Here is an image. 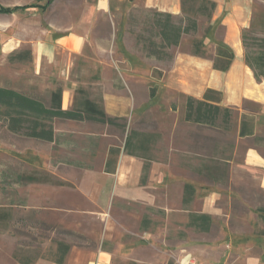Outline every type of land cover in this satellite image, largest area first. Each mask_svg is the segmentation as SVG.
I'll list each match as a JSON object with an SVG mask.
<instances>
[{
  "label": "rangeland",
  "instance_id": "374dc122",
  "mask_svg": "<svg viewBox=\"0 0 264 264\" xmlns=\"http://www.w3.org/2000/svg\"><path fill=\"white\" fill-rule=\"evenodd\" d=\"M13 1L0 0L4 2L3 5ZM86 1L92 2L55 0L45 11L34 10L25 15L33 20L28 30L16 31L11 27L9 18L1 20L0 44L15 36L21 40L22 47L5 57L1 55L0 47V84L13 85L22 90H29L27 86L34 85L31 87L33 91L28 92L45 102L50 89L57 87L74 89L76 97L95 99L102 97V92L105 95L112 92L111 88L115 89L116 94L132 93L128 115L118 118V123H128L130 127L163 135L162 141L153 145L152 153L159 160L168 161L170 168L186 165L185 168L189 170L191 167L206 166L215 176L212 179L205 173L193 174L189 171L173 176L194 183L197 191L194 203L189 206L190 210L204 209L203 200L215 196L214 204L208 207L215 213L210 232L200 234L191 230V237H200L206 244L215 245L213 249L217 251L213 257L219 259L220 256L221 260L216 263L199 258L200 263L250 264L252 257V264H264V234H261L264 232V217L258 211L264 208V190L259 185L260 173L243 166L245 152L252 143L251 139H241L237 135L234 127L237 110L233 111L228 131H212L194 124H185L181 108L171 109L172 104L181 105L184 97L178 90L165 86L168 80L163 76L171 65L169 56L177 52L192 53L194 40L203 41L202 57L211 60L215 46L219 43L226 45L228 17L238 19L240 33L251 28L248 32L252 38L248 39L250 42L253 38L264 37V0H215L216 7L211 17L197 14V31L183 35L178 46L161 49L164 52L162 60L147 55L146 46L149 42L153 40L159 43L160 38L152 23L154 9L145 7L143 0H115L117 9L110 13H96L88 24L75 27L78 26L80 12ZM60 27H71L83 33L85 44L81 53L71 55L70 64L65 66V70H68L67 78L55 76L45 79V68H39V61L33 62L31 46L37 47L42 40L54 38L60 33L55 32L54 28ZM27 52H30V57ZM11 55L14 59L10 58ZM18 56L23 59L17 60L20 58ZM109 64H115L116 69L110 68ZM34 68L35 75L32 77ZM111 70L114 72V85L110 84ZM98 72L108 75V78H100ZM128 72L133 73L134 77H129ZM124 81L130 91L124 88ZM153 87L156 93L152 97ZM100 103L104 106L102 98ZM241 109L257 116L260 132L264 134V104L248 100L241 105ZM68 128L73 131L70 133L73 143L71 150L66 152L53 151L52 147L41 141L8 137L0 128V207L11 208L13 215L10 221L0 223V264H20L22 260H32L41 253L53 250L57 240L79 248L95 249L103 235L104 219L109 215L115 224H129L130 231L134 232L138 230L141 214L148 215V210L131 203L125 208L112 209L108 216H102L97 205L81 191L82 169L77 166L73 167L72 186L26 181L14 184L19 173H46L51 176L47 164L51 154L71 155L74 159H81L100 169V161L108 147L121 145L126 134V127L121 129L116 125L95 121L74 122ZM177 131L187 135L185 143L176 142ZM193 135H199L201 139L195 141L193 137L189 140ZM212 140L216 145L214 153ZM5 143H8V147ZM92 144L95 145L94 149L91 148ZM168 147H172L173 151L169 152ZM181 148L187 149V152L178 150ZM58 171L59 176L64 174L61 168ZM51 178L57 177L53 174ZM114 189L115 185L110 183L104 191L113 190L114 194ZM155 219L158 223L157 231L174 229L173 225L165 224L160 217ZM117 229L118 225L115 228L118 233ZM175 230L180 229L175 227Z\"/></svg>",
  "mask_w": 264,
  "mask_h": 264
},
{
  "label": "crops",
  "instance_id": "0c3cea01",
  "mask_svg": "<svg viewBox=\"0 0 264 264\" xmlns=\"http://www.w3.org/2000/svg\"><path fill=\"white\" fill-rule=\"evenodd\" d=\"M35 1L36 0L21 2L19 0H14L11 3H5L7 5L4 6L25 5ZM54 2L55 0L44 10L39 7H28L11 13H0V21L9 18L10 25H12L11 27L14 28V30H28L30 26L33 25V20L32 18L29 19V17H25V15L34 12V10L45 11L48 7H51ZM143 2L144 6L147 8L170 12L175 15L181 13L180 0H143ZM2 3L4 2H0L1 5H3ZM113 9H117L115 0L86 1L80 12L81 17L79 23L77 22L78 26H74L82 27L90 22L94 14L110 13ZM237 20L233 17H228L226 20L228 25V33L225 40L226 46L234 52V58L227 70L221 71L215 69L213 67V57L211 60H208L202 57L203 55L177 52L170 59L171 65L169 69L163 74L166 80H168H165L166 82L164 81V85L172 90H178L183 95L184 99L181 101V105L176 106L172 104L171 109L180 110L181 108V117L185 124H194L199 128L210 129L212 131L216 129L220 131L223 130L222 128L219 129L210 126L209 124L206 125L184 120L185 97L190 96L202 100L207 89H213L219 92V94L216 93L219 99L207 98L205 102L207 101L219 106L232 108L234 111L237 110L238 117L235 119L234 126L237 135L241 139H251L252 143L245 152L243 166L257 170L260 173L259 185L264 190V134L260 132L257 116L250 111L248 112L245 109H241V105L248 100L264 104V77L257 79L254 70L245 60V48L242 43V33H240ZM71 30L74 29H71V27L54 28L55 32H60L55 35L54 38L42 40L37 47L31 46V54L34 59L33 62L39 61V68H45L43 70L45 79H52L55 76L58 78H67L68 70H65V66L67 65L68 67L70 64L71 55L81 53L85 44V35ZM21 43V40L15 36L11 39L4 40V42L0 44L1 55L5 57L7 54L20 49L22 47ZM112 63H114L113 57ZM108 66L116 69L115 64H109ZM60 68H62V70ZM159 73L161 74L162 72ZM97 74L100 78H108V75L105 76L102 72H98ZM31 75L34 77L35 68ZM128 75L129 77H134L133 73L129 74L128 72ZM113 77L114 72L111 70V85H114ZM33 86L34 85H28L27 89L33 91L31 88ZM124 86L127 91H130L125 81ZM0 87L12 89L32 99H39L46 107L50 106L52 92L56 91L57 88H61L60 107L64 110L71 108L73 100L76 97V91H74V89L57 87L50 89L46 98L48 100L45 102L37 95L29 93V90H22L13 85L0 84ZM111 90L112 92L107 95L102 92V97L99 96L96 99L91 97L88 98L98 103V105L104 109L106 115L118 118L121 116L126 117L129 112V104L132 102V93L124 92L116 94L114 88H111ZM155 90L156 89L152 91V97L155 96ZM101 98L104 101V106L100 103ZM243 115L247 117L242 118ZM20 120L22 124H19ZM37 120L45 123L44 127L49 131L51 136L50 139L31 136L29 135L30 133H27L33 131L32 124ZM242 120L253 125L252 134L247 136L239 135ZM74 122L82 123L86 122V120L64 119L58 116L42 117L38 114L35 115L31 113L8 116L0 113V128L4 135L8 137H24L34 140L35 142L41 141L52 147L53 151L59 152L71 150L73 142L70 133L73 131L68 127ZM95 122L100 123L97 121ZM40 126L41 125L37 127L36 132L37 130L39 131ZM130 129H138L146 132L151 131L130 127L127 123L125 130L126 134L121 145L113 146L120 150L119 153L113 156L111 155L114 159L109 161L110 164L108 165V169L106 160L110 157V147H108L104 158L100 161L102 163L100 169L94 168L81 159H74V157L67 154L63 156L61 154H59V156L58 154H51L47 164L51 176L54 174L57 180L61 179L71 184L73 180V167L77 166L82 169L80 189L94 205H97L102 216H108L112 209L125 208L131 203L148 210V215L141 214L142 217L137 226V231L139 232L130 231L129 224H115V220L109 215L108 218L104 219L103 235L95 249L79 248L70 245L69 252L62 263H55L50 259L39 257L32 264H186L188 261L194 262L195 264H202L199 258H205L207 261H215L216 263L221 260L220 256L219 259L213 257V254H216L217 251L213 249L215 245L206 244L204 239L200 237H191L192 231L200 234L210 232L215 213L209 210L208 207L210 204H214L213 200L215 196L203 200L204 209L190 210L189 206L194 203L197 191L194 183L184 179L173 178L176 173L180 172L189 171V173L193 174L194 172L204 174L206 170L199 169V167H191L188 170L185 168L186 165L178 168H170L167 164L168 161L163 162L152 153L151 157H149L150 159H147V161L150 162L149 167L146 173L143 174L144 158L126 153L123 147L125 138ZM255 136L259 137L256 141H254ZM162 138H164L163 135L158 142L162 141ZM175 138L177 140L176 142L185 143L187 135L181 134L179 131L175 134ZM191 138L195 139V141L201 139L199 135L190 136L189 140H191ZM2 143V145H4V142ZM212 144L214 153L216 148L214 140H212ZM5 145L8 147V143H5ZM94 147L95 145L92 144L91 148L94 149ZM167 149L169 152L173 151L172 147H168ZM86 150L88 149L86 148ZM178 150L187 152V149L183 148ZM94 153L95 152H92V154ZM58 168H61V172L64 173L63 175L59 176ZM21 174L22 173L16 175L15 185L24 183L18 179ZM29 183L56 185L49 182ZM110 183L115 185L114 194L113 190L104 191L106 185H110ZM185 183H189L195 189L193 198L190 202L183 201V186ZM172 187L175 188L174 192ZM189 213L211 215L210 230L204 231L193 227L189 223ZM157 216L160 217L165 224L173 225L174 229L172 228L166 232L157 231L158 223L157 219H155ZM117 225L118 233L115 232ZM175 227L180 230H175ZM249 261L250 264H252V257H250Z\"/></svg>",
  "mask_w": 264,
  "mask_h": 264
},
{
  "label": "trees",
  "instance_id": "16d2710c",
  "mask_svg": "<svg viewBox=\"0 0 264 264\" xmlns=\"http://www.w3.org/2000/svg\"><path fill=\"white\" fill-rule=\"evenodd\" d=\"M53 0H45V2L40 3V0L35 2L25 4V5H14V6H4L0 4V13H11L19 9H25L28 7H39L40 9H46L47 6ZM132 1V0H128ZM181 1V13L182 15H175L170 12L152 10V23L157 29V35L160 38V42L157 43L153 40L149 42L146 46L147 55L155 57L156 59H163V50L165 48H170L172 46H178L182 39V36L185 34L194 33L197 31L198 23L196 19L197 14H203L206 17L210 18L215 7L216 2L214 0H180ZM251 31V28L245 29L242 32V43L245 48V60L247 64L254 70V74L257 79L264 77V37L253 38V41L250 42L248 39H252L248 32ZM250 37V38H249ZM204 43L201 40H194L192 43V53L194 55H203ZM19 55V54H18ZM21 55V54H20ZM27 56L30 57V52H27ZM17 60L23 59L21 56H18ZM170 59L172 56H169ZM13 58V55L10 56ZM234 58V52L232 49L227 47L223 43H219L215 46V51L213 55V67L215 69L225 71L229 68L232 60ZM16 59V58H15ZM155 88H152L154 91ZM219 92L213 89H207L203 99L199 100L194 97L186 96L185 97V113L184 120L190 122H196L201 124H209L210 126L230 130L231 121L233 117V109L228 107L219 106L214 103L205 102L207 98H213L218 100L219 97L216 95ZM60 97H61V88H57L56 91L52 92V98L50 106L46 107L39 99H32L28 96L16 92L12 89H7L0 87V113L6 116L8 115H22V114H38L39 116H58L62 118H70L73 120H86V121H97L105 124H112L125 129V123H118V117H113L106 115L104 109L98 105L94 100L92 101L86 96L75 97L72 103L71 108L62 109L60 107ZM247 117L243 115L242 118ZM12 119V118H11ZM12 121V120H11ZM12 123V122H11ZM21 123V120L19 121ZM40 126L39 131L36 129ZM45 123L37 120L32 124V130L27 132L31 136H39L44 139H50V133L45 129ZM252 124L242 120V125L239 130L240 136H247L253 133ZM49 133V134H48ZM161 138V135L157 132H146L142 130H133L130 129L125 138L124 150L126 153L131 155H138L144 158L143 171L145 174L150 162L147 159H150L153 150V145ZM259 137L255 136L254 141L258 140ZM119 148L110 147V157L106 160L107 169L110 164V160L114 158L111 157L116 153H119ZM199 169H205V174L212 179H215L213 173L210 172L209 168L206 166H201ZM200 171V170H199ZM145 177V175H144ZM18 179L21 182H49L51 184H56L59 186H72L69 182H64L62 180H56L50 178L46 173H22ZM183 192V201L190 202L192 200L195 189L189 183H185ZM11 208H1L0 207V223L8 222L12 219ZM259 214L264 217V208L258 209ZM190 224L200 230L209 231L211 224V215L203 213H189ZM264 234V232H261ZM70 243H67L63 240H57L55 242V247L53 250L46 251V253H41V255L35 256L32 260H22L20 264H32L34 259L39 257H44L54 261L55 263H62L65 259V256L69 252Z\"/></svg>",
  "mask_w": 264,
  "mask_h": 264
},
{
  "label": "built area",
  "instance_id": "2783aa9c",
  "mask_svg": "<svg viewBox=\"0 0 264 264\" xmlns=\"http://www.w3.org/2000/svg\"><path fill=\"white\" fill-rule=\"evenodd\" d=\"M186 264H195L194 262L188 261Z\"/></svg>",
  "mask_w": 264,
  "mask_h": 264
}]
</instances>
